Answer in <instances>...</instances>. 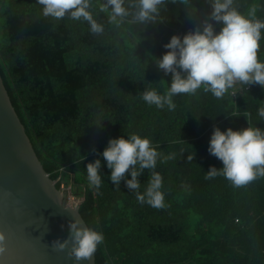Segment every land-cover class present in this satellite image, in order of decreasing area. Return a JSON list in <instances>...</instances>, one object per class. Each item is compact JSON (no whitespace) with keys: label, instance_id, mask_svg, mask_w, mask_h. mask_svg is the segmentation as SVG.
<instances>
[{"label":"trees","instance_id":"trees-1","mask_svg":"<svg viewBox=\"0 0 264 264\" xmlns=\"http://www.w3.org/2000/svg\"><path fill=\"white\" fill-rule=\"evenodd\" d=\"M103 3H92L104 27L95 34L86 21L45 17L37 0H0V76L43 169L57 189L63 183L83 199L81 217L103 234L95 264H264V177L240 187L223 175L206 178L211 166L222 167L208 152L214 127L264 129V88L237 82L220 99L200 89L174 96L171 111L148 105L143 92L164 94L171 82L155 58L171 36L201 26L210 5L166 0L160 21L129 17L117 26ZM237 4L264 19V0ZM130 134L149 138L160 154L139 177V192L159 172L162 208L140 203L123 181L116 188L103 160L99 190L88 182L87 164L102 159L110 138Z\"/></svg>","mask_w":264,"mask_h":264},{"label":"clouds","instance_id":"clouds-1","mask_svg":"<svg viewBox=\"0 0 264 264\" xmlns=\"http://www.w3.org/2000/svg\"><path fill=\"white\" fill-rule=\"evenodd\" d=\"M166 0H104L101 11H110L109 22L119 26L129 17L131 22L148 25L156 23L160 7ZM211 11L201 26L184 34L171 36L164 45L167 49L160 58H155L157 67L166 75L171 74L170 86L164 94L157 90H145L142 99L148 105L174 110L173 97L179 94H195L203 89L215 98L224 97L237 82L259 85L264 88V59L258 57L261 41L264 40V19L256 16L252 8L246 14L240 11L237 0H207ZM45 17L63 19L66 15L76 21H86L91 32L101 34L102 24L94 19L91 12L93 0H37ZM194 11H197L193 8ZM220 28L217 30L216 25ZM258 116L264 120V108L258 109ZM105 121V120H104ZM103 127V121L95 124ZM209 154L222 162L217 169L211 166L206 178L223 175L236 187L247 185L259 177H264V129L256 125L238 130L214 127L209 140ZM159 153L147 137L139 134L110 138L100 153L101 158L87 164V179L97 190L102 184L100 172L103 162L110 170L109 179L116 188L123 181L126 188L136 192L140 203L154 208H162L164 193L163 178L152 171L148 186L143 193L139 177L145 169L154 170ZM195 155V154H194ZM194 155L188 156L189 161ZM171 159L172 157H168ZM130 177V179L128 178ZM80 218L69 222V235L52 242L55 251L68 249V256L79 264L91 260L103 234L83 223ZM6 237L0 232V255L6 250Z\"/></svg>","mask_w":264,"mask_h":264},{"label":"water","instance_id":"water-1","mask_svg":"<svg viewBox=\"0 0 264 264\" xmlns=\"http://www.w3.org/2000/svg\"><path fill=\"white\" fill-rule=\"evenodd\" d=\"M73 218L85 223L43 169L0 76V232L7 247L0 264H77L68 249L52 248L68 237ZM79 264H95V254Z\"/></svg>","mask_w":264,"mask_h":264},{"label":"built area","instance_id":"built-area-1","mask_svg":"<svg viewBox=\"0 0 264 264\" xmlns=\"http://www.w3.org/2000/svg\"><path fill=\"white\" fill-rule=\"evenodd\" d=\"M60 190L66 194V203L71 207H79V205L82 203L83 199L74 196L71 192L70 186H66L65 184L61 183Z\"/></svg>","mask_w":264,"mask_h":264},{"label":"rangeland","instance_id":"rangeland-1","mask_svg":"<svg viewBox=\"0 0 264 264\" xmlns=\"http://www.w3.org/2000/svg\"><path fill=\"white\" fill-rule=\"evenodd\" d=\"M67 153H68V156H70V153H71V149L70 148L67 150Z\"/></svg>","mask_w":264,"mask_h":264}]
</instances>
